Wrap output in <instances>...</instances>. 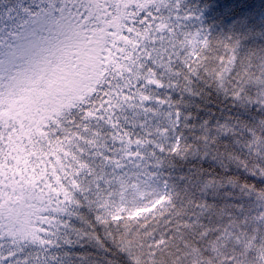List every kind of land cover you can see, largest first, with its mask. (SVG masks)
<instances>
[{"label": "snow or ice", "instance_id": "6c2138e0", "mask_svg": "<svg viewBox=\"0 0 264 264\" xmlns=\"http://www.w3.org/2000/svg\"><path fill=\"white\" fill-rule=\"evenodd\" d=\"M231 3L215 35L195 0H0V264H264V28Z\"/></svg>", "mask_w": 264, "mask_h": 264}, {"label": "trees", "instance_id": "16d2710c", "mask_svg": "<svg viewBox=\"0 0 264 264\" xmlns=\"http://www.w3.org/2000/svg\"><path fill=\"white\" fill-rule=\"evenodd\" d=\"M195 3L204 6L203 23L206 27L211 28L215 35L228 33L236 7L231 0H195ZM240 7L245 8L242 15L249 25L264 28V0H243Z\"/></svg>", "mask_w": 264, "mask_h": 264}]
</instances>
